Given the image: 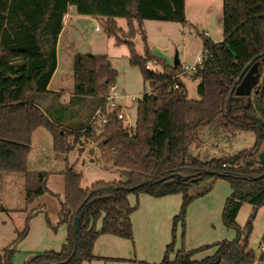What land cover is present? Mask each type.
Segmentation results:
<instances>
[{
  "label": "trees",
  "instance_id": "1",
  "mask_svg": "<svg viewBox=\"0 0 264 264\" xmlns=\"http://www.w3.org/2000/svg\"><path fill=\"white\" fill-rule=\"evenodd\" d=\"M71 5L79 14L105 18L108 34L117 44L129 46L130 63L139 66L144 80L150 83L152 91L138 100L134 126L127 127L116 116L122 107L112 112L105 126L91 124L97 109L103 106L106 110V97L116 85L118 71L108 54L78 52L73 57L70 103L85 104L86 120L70 123L76 108L60 101V107L55 108L56 119L44 109L43 97L61 95L50 90L49 83L58 66V40ZM119 18L127 20V31L118 25ZM144 20L187 23L186 0H0V172L28 175L33 134L44 126L52 133L56 151L68 153L87 138L99 145L104 163L128 173L126 181H97L84 188L82 174L68 165L63 172L65 196L60 211L61 222L68 225L67 242L60 250L36 253L26 264H82L99 259L93 249L101 234L134 237L131 215L136 207L130 203V193L156 197L182 193L183 206L176 219L184 220L193 199L190 186L220 177L232 188L223 216L225 224L236 229V237L216 242L215 253L200 259L192 257L193 250L180 249L171 260V243L156 264L264 263V252L257 257L250 246L254 220L264 206V164L259 163L264 125L252 119L258 112L264 119V110L256 103L259 96L264 106V77L254 101L251 95L241 101L233 99L249 63L258 60L262 76L264 56L256 57L264 53V0H223L224 38L220 42L205 39L203 64L192 72L201 78L200 99H189L181 62L170 64L152 53ZM138 32L145 41L144 55L138 53L133 40ZM151 62L161 69H151ZM220 119L227 131L253 132L255 145L236 154L203 160L192 147L200 144L205 130ZM47 177V172H40L39 186H27L29 204L49 191ZM244 203L252 204L253 211L241 227L237 217ZM4 210L0 202V212ZM81 213V229L76 232L75 218ZM101 216L102 226L97 229L96 220ZM14 252L11 247L0 251V264H12Z\"/></svg>",
  "mask_w": 264,
  "mask_h": 264
},
{
  "label": "rangeland",
  "instance_id": "2",
  "mask_svg": "<svg viewBox=\"0 0 264 264\" xmlns=\"http://www.w3.org/2000/svg\"><path fill=\"white\" fill-rule=\"evenodd\" d=\"M72 17L67 19L59 43V66L55 82L62 83L61 96L43 97V107L56 119L55 108L60 101L75 109V116L68 121L86 120L85 104L71 105L70 95L74 90L73 57L75 53L108 54L118 71L116 87L119 92L135 97L136 100L122 99V109L126 113L123 120L126 126H134L137 118V103L151 86L145 81L139 66L129 60V46L117 44L116 38L107 32V20L96 16L79 14L76 6H70ZM75 15V16H74ZM187 23L176 21L144 20L143 30L147 44L156 56L167 63L174 64L176 56L182 65L194 63L203 56L204 41L207 37L215 42L224 38L223 0H187ZM77 16V17H76ZM79 16V17H78ZM118 25L127 31L125 18L117 20ZM99 26V29L96 27ZM136 49L145 54V41L142 33L134 37ZM151 69H161L160 65L149 63ZM264 68L260 79L263 82ZM189 99H200L198 85L200 77L192 72L182 73ZM254 92L251 99L254 101ZM258 116L262 117L258 112ZM88 121V120H87ZM256 137L251 131L224 128L220 119L205 130L202 142L192 147L195 154L203 160L224 155L236 154L255 145ZM100 147L94 141L83 138L68 153L58 152L53 146V136L44 126L37 128L32 138V149L28 157V175L23 173L0 172V202L4 211L0 212V251L14 248L12 264H26L28 259L39 252L60 250L68 238V225L62 223L60 211L65 196V177L63 172L68 165H74L81 173L82 187H90L97 181H126L127 170L104 163L100 158ZM47 172L46 186L49 191L36 196L32 203L27 202L25 186L35 189L39 186L38 175ZM193 196L187 205L184 220L180 214L183 194L173 193L161 197L141 192L129 194L131 205L135 206L131 218L134 237L129 239L112 234H101L94 245L93 252L99 259L84 264H156L162 261L167 247L175 259L180 249L192 251V257L200 259L215 253L216 242L236 237V229L224 222V205L231 195L230 182L224 178H206L189 188ZM253 205L244 203L237 222L245 227ZM103 217L96 220V228L102 226ZM250 246L257 257L264 252V206L259 208L250 236ZM82 263V264H83ZM264 264V263H257Z\"/></svg>",
  "mask_w": 264,
  "mask_h": 264
},
{
  "label": "water",
  "instance_id": "3",
  "mask_svg": "<svg viewBox=\"0 0 264 264\" xmlns=\"http://www.w3.org/2000/svg\"><path fill=\"white\" fill-rule=\"evenodd\" d=\"M264 56V53L260 54L256 58ZM180 62V59L178 56H176L174 64H178ZM261 79V73H260V62L257 60L255 62L249 63L243 72L241 73V82L238 84L235 90L236 96H233V99L235 101H241L243 100L244 96H249L253 92L259 93V89L257 88L259 86ZM257 106L260 110H264V106L262 105V100L258 96L256 98ZM250 103L248 102L246 105L248 106ZM252 119L254 121H257L260 125H264V119L260 116L253 114ZM252 162H250L251 164ZM259 163L264 164V148L259 153ZM182 176H178V179H180ZM164 179V178H163ZM83 219V213H81L80 216L75 218V230L76 232H79L81 229Z\"/></svg>",
  "mask_w": 264,
  "mask_h": 264
},
{
  "label": "built area",
  "instance_id": "4",
  "mask_svg": "<svg viewBox=\"0 0 264 264\" xmlns=\"http://www.w3.org/2000/svg\"><path fill=\"white\" fill-rule=\"evenodd\" d=\"M96 29H99V26L96 27ZM204 61L203 56L202 57H198L197 60L192 63V64H184L183 65V73H187V72H193L194 70H196V68L199 65H202ZM176 88L179 86V84L177 82H175L174 85ZM129 96L121 93L118 91L116 85L111 87L110 93L108 94V96L106 97V110L104 111L103 106H101L99 109H97L91 119V124L92 125H97L100 127L105 126L108 121H109V117L111 116L112 112L118 108V107H122L123 105V100L122 99H128ZM130 100L134 101L136 100L135 97H129ZM124 107H129L128 105L125 104ZM116 116L121 119L124 120L126 117V113L123 109H121ZM127 127H132V126H127Z\"/></svg>",
  "mask_w": 264,
  "mask_h": 264
},
{
  "label": "crops",
  "instance_id": "5",
  "mask_svg": "<svg viewBox=\"0 0 264 264\" xmlns=\"http://www.w3.org/2000/svg\"><path fill=\"white\" fill-rule=\"evenodd\" d=\"M186 2H187V0H186ZM75 16V15H74ZM72 17V14H70V8H69V12H68V14L66 15V17H65V25H64V28H63V30L65 29V26H66V23H67V19H69V18H71ZM77 17V16H76ZM79 17V16H78ZM102 18V17H101ZM102 19H105V18H102ZM61 34H62V32H61ZM61 34H60V36H59V40H58V46H57V55H58V66H59V43H60V37H61ZM58 66H57V69H56V71H55V73H54V75H53V77H52V79H51V81H50V83H49V89L50 90H52V91H58V92H60V93H62V89H61V85H62V83L60 82V81H58L57 82V85L55 86V87H53V83L55 82V77H56V72H57V70H58ZM61 96V95H60ZM71 96V95H70ZM26 189H27V185L25 186V188H24V193H26ZM67 242V241H66ZM31 258V257H30ZM29 258V259H30ZM28 259V260H29ZM257 263H260V262H257ZM256 263V264H257ZM84 264V263H83Z\"/></svg>",
  "mask_w": 264,
  "mask_h": 264
}]
</instances>
